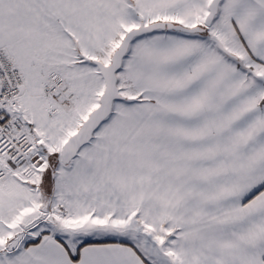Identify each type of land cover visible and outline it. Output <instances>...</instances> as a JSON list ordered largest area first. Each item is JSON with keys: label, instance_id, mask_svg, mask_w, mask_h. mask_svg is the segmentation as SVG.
<instances>
[{"label": "snow or ice", "instance_id": "1", "mask_svg": "<svg viewBox=\"0 0 264 264\" xmlns=\"http://www.w3.org/2000/svg\"><path fill=\"white\" fill-rule=\"evenodd\" d=\"M0 264H264V0H0Z\"/></svg>", "mask_w": 264, "mask_h": 264}]
</instances>
